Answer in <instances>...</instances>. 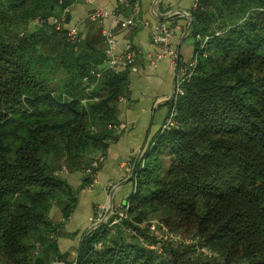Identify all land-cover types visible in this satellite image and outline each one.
Returning <instances> with one entry per match:
<instances>
[{
    "label": "trees",
    "instance_id": "obj_1",
    "mask_svg": "<svg viewBox=\"0 0 264 264\" xmlns=\"http://www.w3.org/2000/svg\"><path fill=\"white\" fill-rule=\"evenodd\" d=\"M75 2L0 0V264H264V0H199L190 34L208 37L206 56L135 161L127 217L91 231L72 262L60 252L79 190L67 176L117 137L130 84V67L112 71L80 32L69 38L67 21L52 24ZM157 212L212 255L155 248L138 225Z\"/></svg>",
    "mask_w": 264,
    "mask_h": 264
},
{
    "label": "crops",
    "instance_id": "obj_2",
    "mask_svg": "<svg viewBox=\"0 0 264 264\" xmlns=\"http://www.w3.org/2000/svg\"><path fill=\"white\" fill-rule=\"evenodd\" d=\"M138 1L140 10L134 16L135 24L127 26L126 19L132 16L133 5ZM194 0H76L70 9L69 28H77L82 37L104 52V31L114 34L116 44L114 52L123 53L128 44L138 51L136 62L130 67L129 94L119 104V132L104 152V160L96 170L94 183L83 182L81 172L67 176L75 188H82L77 194V206L65 222L63 229L58 230V245L61 253L68 255L73 261L77 252L78 238L91 225V220L108 204L113 187L114 204H124L129 197L131 181L128 180L134 168L138 154L143 152L149 142L165 123L169 112L167 103L159 105V101L167 98L175 85L177 70L172 59L164 55L156 60L158 45L152 41V35L160 23L166 24L173 31L172 45L178 51L179 62L192 59L196 49V39L186 34L188 18L179 13H191ZM105 10L115 13L117 17H108L101 21L89 19L92 10ZM173 13L161 18V15ZM190 39L192 41H190ZM189 40V41H188ZM129 184L127 191L123 188ZM62 214L57 221H61ZM82 239V237H81ZM77 249V248H76Z\"/></svg>",
    "mask_w": 264,
    "mask_h": 264
},
{
    "label": "built area",
    "instance_id": "obj_3",
    "mask_svg": "<svg viewBox=\"0 0 264 264\" xmlns=\"http://www.w3.org/2000/svg\"><path fill=\"white\" fill-rule=\"evenodd\" d=\"M85 1L90 3L92 0H85ZM199 5H200L199 0H194L193 8L197 9ZM132 9H133L132 16L126 19V21L124 22V24L127 26H132L135 24L134 16L137 13H139L140 10L138 1L134 3ZM68 11H69L68 9H65L61 16L51 18V22L53 25H55L56 29L60 30L63 27V24L66 21V16L68 14ZM88 16L89 19L92 21H101L108 17H117L115 13H111L100 9L92 10L91 12H89ZM37 23L41 25L43 21H38ZM68 35L72 41L79 40V30L75 27L70 28ZM172 35H173L172 29L168 27L166 24L160 23L157 25L156 31L152 35V41L159 47V51L155 55L156 60H160L164 55H167L172 59L173 66L177 70L176 81H178V84H176L175 82L174 85L175 93L172 99L173 101L177 99V96L181 93L182 84L190 80L192 75L196 71L199 57L206 56V43L208 37L206 36L205 39H202L200 43L201 45H199V48L195 50L191 60L185 63H180L178 51L172 45ZM103 36L105 42V63L107 68L115 72H120L121 70L125 68H129L135 63L138 57V51L134 49L131 44L127 45L123 53L117 55L114 52V48L116 44V39L114 34L110 31H104ZM100 73H101L100 71H96L94 69L91 71V74L94 76H100ZM175 114L176 112H175V104H174L170 112V116L166 121L165 127H170L174 125ZM103 160H104V154H98L91 161L90 165L85 168L86 170L85 172L90 175H93V170L97 169L100 166V164L103 162ZM128 208L129 207L127 204H123L120 208H117L115 214L118 216V219L121 220L122 218L127 217ZM114 220L117 222L116 219Z\"/></svg>",
    "mask_w": 264,
    "mask_h": 264
},
{
    "label": "rangeland",
    "instance_id": "obj_4",
    "mask_svg": "<svg viewBox=\"0 0 264 264\" xmlns=\"http://www.w3.org/2000/svg\"><path fill=\"white\" fill-rule=\"evenodd\" d=\"M194 4V2H193ZM67 9V8H66ZM35 22H38L35 21ZM191 32V30H190ZM189 32V33H190ZM196 40H200L202 41V37H198V38H195ZM189 41V40H188ZM190 41H192L190 39ZM201 45V44H200ZM104 54H105V49H104ZM137 60V59H136ZM136 62V61H135ZM131 67V66H130ZM177 80V79H176ZM176 84H178V81H175ZM169 97V96H168ZM172 101L170 102H167V104L169 105V103H171ZM165 104V103H164ZM159 105H162V104H159ZM142 153V152H141ZM138 154V157L137 159L139 158V156L141 155ZM136 159V160H137ZM135 165V164H134ZM98 169V168H97ZM95 169V170H97ZM134 169V168H133ZM93 170V175H90L88 173H86L85 169H83V171L81 172V175L83 177V180L85 177H89L91 179L90 183H88L87 185H90L92 183H94V180H95V175H96V171ZM133 177V171L131 173V176L128 180H130L131 178ZM71 183V182H70ZM72 186L75 188V184L74 183H71ZM131 184H132V191L135 190V181H131ZM129 186V184H126V186L123 188V191H127V187ZM117 187H119V183L116 184L115 187H113L112 191L115 189H117ZM82 188V186L79 187V190ZM79 190H78V193H79ZM111 191V192H112ZM131 188L128 192V194H131ZM111 194V193H110ZM127 200V199H126ZM126 204V203H125ZM123 204H120V205H113V207L111 208V211H110V214L109 216L105 219L104 221V224L107 223V221L109 220V218H111V216H115V219L117 220V222L119 223L121 220L118 219V216L115 214L116 211H117V208H120ZM129 205V204H128ZM108 204L106 205V207L102 210L101 209V212L91 220V225L99 220H101L103 217H104V214L106 212V208H107ZM61 214V210L59 208H56L55 206V211H54V214H53V219L57 221L58 219V216ZM129 217V215H128ZM130 217H132L130 215ZM115 220H113V223H117ZM140 227H143L144 229H146L145 231V234L148 235V236H151V237H154L155 240L157 241H160L158 242L154 247H160L161 248V245L163 243V245H167V244H173V245H185V246H193L192 250L189 252V255L192 256V257H197L199 255H202V254H208V255H212L209 253V250L202 245V243L200 242L199 240V237L197 234H195V232L193 231L194 229L193 228H184V229H177L176 227L174 226H171V225H168L167 222H166V219L165 217L162 216L161 213L157 212V213H153L152 215H150V217L144 221H142L140 223V225H138ZM154 226V227H152ZM85 233V232H84ZM83 233V234H84ZM128 233L127 235L129 236V234H135V235H139L136 231L134 232H131V230H127ZM83 234L78 238V242H76V244L79 243V241L81 240V237L83 236ZM56 237H58V235H56ZM141 240L142 241H145V239L143 238V236H140ZM57 239V238H56ZM81 243V242H80ZM80 243L78 245H76L75 247L78 248ZM158 247V248H159ZM75 248L76 252H77V249ZM159 248V250H160ZM78 254V253H77ZM77 257V256H76ZM76 261V260H75ZM64 263L62 262L61 260H58V259H55L51 264L53 263ZM72 262V261H71ZM66 264V263H65Z\"/></svg>",
    "mask_w": 264,
    "mask_h": 264
},
{
    "label": "water",
    "instance_id": "obj_5",
    "mask_svg": "<svg viewBox=\"0 0 264 264\" xmlns=\"http://www.w3.org/2000/svg\"><path fill=\"white\" fill-rule=\"evenodd\" d=\"M179 13H181V14L183 13V15H185V16L188 18V26H187V29H186V34H188V33L190 32V30L192 29V26H193V16H192V14H191L190 12L183 11V10L179 11ZM172 15H173V13L163 14V15H161V18H167V17H170V16H172ZM69 19H70V13L67 14V16H66V21L68 22ZM32 26L35 28V27L40 26V24L37 23V22H35V23H33ZM174 93H175V87H173L172 92H171V94L169 95V97L163 99L162 101H159L158 104H164V103H167V102L172 101L173 96H174ZM114 191H115V189L111 192V194H110V196H109V199H108V206H107V208H106V212H105V214H104V217H103L101 220H99V221L93 223L92 225H90V226L87 228V230L85 231V233H84L83 236H82V239H81V243H80V245L82 244V242H83V240L85 239V237H86L91 231H93L94 229H96V228L99 227L100 225L104 224L105 219L109 216L110 211H111V208H112L113 205H114V197H113V196H114ZM125 203H126V201H124V204H125ZM54 211H55V205H53V206L51 207V209H50V212H49V218H52V217H53ZM78 254H79V253H78ZM78 254H77V256H78ZM76 262H77V259H76V261H75L74 264H76ZM53 264H65V263H60V262H59V263H53Z\"/></svg>",
    "mask_w": 264,
    "mask_h": 264
}]
</instances>
